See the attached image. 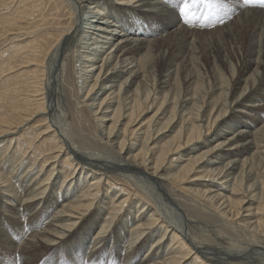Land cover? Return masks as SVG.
I'll list each match as a JSON object with an SVG mask.
<instances>
[{"label":"bare ground","instance_id":"6f19581e","mask_svg":"<svg viewBox=\"0 0 264 264\" xmlns=\"http://www.w3.org/2000/svg\"><path fill=\"white\" fill-rule=\"evenodd\" d=\"M11 1L0 0V9ZM169 1L175 6L158 9L163 0H18L12 11L0 16V29L12 26L31 37L12 47L18 53L16 63L23 60L37 67L28 72L25 88L17 87V91L11 87L13 82L5 83L10 80L5 77V92L0 94V149L8 150L15 141L12 148L21 150L30 137L24 135L26 127L39 121L46 122L37 134H42L39 145L48 152L17 198L0 168V264H109L111 253L130 264H228L221 256L262 255L264 166L259 167L256 160L264 157V8L249 7L246 0H214L217 15L198 20L190 8L184 18L174 17L173 8L180 11L184 0ZM189 1L210 4L209 0ZM107 7L123 13V19L129 13L138 15L146 21L145 28L127 33L107 19ZM206 19L213 21L198 30L197 21L202 24ZM218 19L222 21L216 26L219 29H211ZM22 21L26 26L18 27ZM68 45L75 48L82 64V102L96 115L112 157L82 152L48 121L57 105V100H46L48 87L54 82L51 79L63 73L62 51ZM193 55L203 59L215 81L205 95L190 93V88L181 95L172 87L177 69L189 85L194 83L195 76L186 73ZM150 57L165 62L153 92L146 88ZM220 66L233 74L231 83L226 82L222 68L219 72ZM57 81L52 94L58 98L61 82ZM21 83L17 82L20 87ZM30 92L38 95L34 98ZM84 159L91 160L88 167ZM134 173L153 179L167 201L177 205L188 232L170 228L149 201L138 193L133 199L130 187L115 176L132 180ZM78 181L84 186L73 191ZM200 200L226 226L254 235L252 243L258 245L234 246L196 236L191 224L200 219L192 213ZM8 209L23 214H13L15 227L2 221L11 218ZM26 223L38 227L28 233L21 228ZM83 243L93 263L78 260L73 248ZM192 245L205 250L195 251ZM249 260L236 264H253Z\"/></svg>","mask_w":264,"mask_h":264},{"label":"rangeland","instance_id":"374dc122","mask_svg":"<svg viewBox=\"0 0 264 264\" xmlns=\"http://www.w3.org/2000/svg\"><path fill=\"white\" fill-rule=\"evenodd\" d=\"M13 1L14 0H12L10 2L11 5L9 4V5H6L5 6V7L8 6L9 8L8 7L7 8H5V7L2 8L4 11H2V9H0V16L3 15V14L4 15H7L8 13H6V11L7 12L8 11H12L11 8L12 9L15 8V5H16L15 3H17L18 0H15L14 2ZM155 1L160 2V0L159 1L158 0H155ZM209 1H210V4L204 3L205 5H203L201 3L202 1H198V2H195L193 4L190 3L191 1H189V3H190V7L189 8L191 9V13L192 14L194 13L192 17H195L196 16L198 18V20H200L202 18V16H206L207 17L208 15H210V16L211 15L212 16L217 15V12L215 11L216 9L214 8V6H215L214 0H209ZM163 4H165V5H163ZM166 6L172 7V6H175V4L173 5L169 0H163V3L160 2V4L157 5V8L159 7L161 9H164V8H167ZM200 7H202V8H200ZM6 9H8V10H6ZM173 9H174L175 13L170 12V14L172 13V15L174 17H176V18H179L177 16H180V17L183 16L182 18L185 17V15L180 14V11H177L176 10L177 8L176 9L173 8ZM204 9L206 10V13L207 14L205 13V10ZM1 12H2V14H1ZM106 12H107V16H108L107 19L109 21H113V23L116 22L117 25H119V26L121 25V27H123L124 29L126 28L127 33H129L131 31V29L137 30L138 33L139 32H142V30L146 26V24H145L146 21L144 19L140 18L138 15H135L133 13L127 14L126 19H123V13H118L117 11H112L108 7L106 8ZM84 15H86V17L87 16H92L91 14H87V13L84 14ZM198 16H201V17H198ZM202 19H204V17ZM206 20L202 24L200 23L201 21L200 22L197 21L196 27L200 28L198 30L202 31L201 29H203V27H204L203 24H205V23H211L213 21V19H206ZM224 20H225V22H227V19H224ZM23 22L27 23L26 21H22V23L20 22L17 26L18 27H24V26H26V24L23 23ZM218 22H219V19L214 22L215 25H213V27L211 29H213V30L219 29L216 26L220 27L221 26L220 23L222 21H220L219 23ZM23 24H25V25H23ZM9 27L12 28V26H7V28H5V30H4V27H2L0 29V58H1L0 59V62L3 61V59H4V61L1 62V64H0V69H1L0 71L2 72V73L0 72V85H1L0 87L3 88L4 87L3 84H5V83L11 84L13 82V84H11L12 86L11 85H9V86H11L13 90L17 91V90H20L21 88H25L26 83H27V80H28L27 75H29L28 72L29 71H32L33 68H37V67H35V65H31V66L29 65V66H27V62L26 63H22L23 60L21 62H19V63H16V60L18 58L15 59L14 54L15 55H18V53L16 54L15 51L13 52L12 47H14L15 44L20 43V42H24L25 43V41H27L31 37H29L28 35H26V33H25L26 30H24V31L22 30V32H20L18 30H12ZM13 28H14V26H13ZM114 28L115 27H113V29ZM20 33H21L22 36L21 35L18 36V34H20ZM14 34H15V36H14ZM24 35H25L26 39L23 38ZM13 36L15 37V39H12V38H14ZM16 36H18V37H16ZM17 38H18V40H17ZM64 49L62 51L63 52V55L62 56L65 55L66 57L64 56V59H62L61 62L64 64V66L62 68H64L65 70L62 69V72H63L62 75L60 73V77L62 76L63 79H64V81L62 82V80H61L60 77H57L56 76L57 77L56 78L54 76L55 78L51 79L54 82L51 83V84H49V86H50V87H48L49 94H48L47 99H46L48 101V103L49 102L54 103L57 100V105L59 104L60 106L59 105L58 106L56 105V107L53 109V111L48 114V117H49L48 121L50 123L56 124V126L60 127V129L62 131H64V137L68 135L69 137L68 136L67 137L69 139H71V142L73 143V145L75 144L74 146L77 149L80 148L79 150H81L82 152H84V153H87L88 152L87 154H89V155H92V154H95L96 155L97 153H99V155H102L103 154V155L111 156V154H112V156H114L113 153H112L113 150L107 144L104 143L105 141L102 140L103 139V136H102L103 133H102V130H101V127L99 125V121L97 120L96 115L87 106L88 104H86V103L84 104L82 102L84 100V98L82 96L84 95L83 93L85 91V89L83 90L82 87H84L85 85H84V78H83V74H82L83 73L82 67H80L82 64H80L79 61H77V57H75L77 52H76V50H75V48L73 46H69V45H68V47L65 46ZM16 52H17V50H16ZM10 53L11 54L13 53L12 54L13 55V58H12V55ZM8 56H10L9 59L7 58ZM48 59H49V57L47 58V60ZM9 60H11V62ZM148 61H149V64H148ZM2 63H4V64L2 65ZM235 63L234 62L231 63V64H233L232 65V70L235 71V72H237L235 70L236 69ZM6 64H8V65H6ZM79 64H80V66H79ZM1 65H2V67L3 66L4 67L5 66H8V69H9V67H11V68L9 70L4 71V70H2L3 68L1 67ZM146 65H147V68L149 67L146 70L147 72L145 71L146 72V81H147L146 88L153 92L154 89L157 88L160 70H162L165 67V62L160 61V60H157V59L156 60H153V58L150 57L147 60ZM48 66L52 68L53 61H51V64L49 63ZM51 68H50V70H51ZM221 68L224 71L223 75H224V77L226 79V82L227 83H229V82L231 83L232 82L233 74L231 73V71L230 72L226 71L224 69V67H222V66H220V69H218L219 72H223L221 70ZM175 71H176V69H175ZM177 71H176L177 72V78L173 81V83H172L173 86H172V84H171V86L174 87V88H178L179 91H180V93H181V95H183V93H185L186 90H188L189 88L191 89V92L190 93L196 92V93H198L200 95H205V92L209 88H211V87H213L215 85V81L213 80L212 76L210 75L211 72H210L208 66L205 64V62L203 61V59H199L195 55L192 56V58L190 60V64L188 66V69L186 70V73L187 74H191V75L195 76V78H194L195 81H194V83L192 85H189L190 82H188V81L185 80L183 71L178 70V69H177ZM49 73L51 75V72H49ZM1 74L3 75L2 76L3 78L1 77ZM234 75L236 77L237 74L235 73ZM8 76L10 77V78H8L10 80H7L8 82H5L4 83V80L7 79L5 77H8ZM12 77H14V78L11 79ZM39 77H40L39 79L42 78V73H40V76ZM57 80H59V81H57ZM56 81L57 82H61L60 87H59L60 93H58V98L55 95H54L55 97H53V94H55L56 93V90H57L55 88ZM14 82L16 83L17 86L15 85ZM17 82L19 84H20V82H22L21 83V87H20L19 84H17ZM13 85H15V86H13ZM11 87H9V88L11 89ZM17 87L20 88V89H16ZM2 88H0V94L5 92V89L4 88L2 89ZM18 93H20V91H18ZM23 93H24V91H23ZM30 93H31L30 95L32 97L34 96V98H36L37 92H30ZM51 98L54 99L55 101L53 102V100ZM50 100H52V101H50ZM49 110H51L50 107H48V111ZM45 123L46 122H41L40 123L38 121V122H36V123L33 124L34 126H32V125L29 126L28 125L26 127L29 130H27L24 135L27 138L30 136L28 138L29 141H26L25 140L23 142V143L27 144V145L24 144L26 146V148H24L25 146L22 145L20 147L21 150L20 149L14 150L13 149L14 148V145H15V141H14L13 144L11 145V147H7L8 150H4V148L6 146L3 147V148H1L2 150L0 149V161H1L0 168H1V172H4L5 176H7L8 180L11 182L10 185H12V187H10V188H12L15 191L14 192L15 195H17L16 198L18 197V194H19L18 192L20 191L21 187L22 186H26V185L30 184V182H32L31 181L32 180L31 175L35 172V170L39 169V166L41 165V162L45 158V154L47 155V153H48V152H43L42 145H39L42 142V139H41L42 138V134H41V137L37 136V134H39L40 132H42L40 130H43ZM30 127H32V128L30 129ZM65 133H66V135H65ZM17 135H19V133ZM33 135H34V140H33ZM72 135H74V137ZM263 137H264V134H263L262 138ZM30 138H32V139H30ZM73 140H74V142H73ZM263 140H264V138H263ZM78 141H81L82 143L81 142H78ZM5 142L6 141H4L3 143H5ZM263 144H264V142H263ZM38 145H39V147H38ZM87 147L89 149H87ZM84 148H85V150H84ZM91 151H92V153H91ZM34 153H37L36 156H34L35 155ZM105 153H107V154H105ZM260 158H258L256 160V162H258L257 164H258L259 167H262V166H264V160H263L264 157L262 156ZM86 160H88L89 162L86 161ZM86 160L83 161V162H86V167H88V164L91 163L90 162L91 160L90 159H86ZM49 163H51V160L49 162H47V165H49ZM47 165H45L44 170L47 168L46 167ZM43 172L44 171H42L40 173V176H42V173ZM129 173H131V172H129ZM139 174L140 173H134L133 174L134 177L132 178V180L131 179L130 180H125L126 178L124 179V178H122V177H120L118 175H115V176L119 179V180L117 179V181H119V182L122 181L121 182L122 184L126 185V187L127 186L130 187V189L132 191L131 194H132L133 199H134V197L137 196V193H138L139 195H141L143 197L144 200L149 201L152 204V206H154V208H156L161 213V215L163 216V219L166 220V223L169 224V225H171L170 228H172V227L178 228L179 227L178 229H180L182 231L185 229V231H187V226L185 225L184 219H183L184 217L182 218V216L180 214L181 212H178L177 205H174L170 200L167 201L168 199H166L165 198L166 196L163 194V192L161 193V191L159 190V188H157L158 186L155 183V181H153V179H148L147 180V179L144 178L145 176L143 177V176H141V174L140 175ZM112 176H114V175H112ZM138 176H140L142 178L140 179V178H138ZM138 179H139V181H138ZM148 181L150 183H148ZM82 184H81L80 181H78V184L77 185L75 184L74 185L75 187L73 186V188H72L73 191H75L74 188H76V190H77V188L79 189L80 186H84V183L83 182H82ZM150 184L153 185V187L150 186ZM146 186H148V188ZM154 186H155V188H154ZM118 187H120V185H118ZM149 188L150 189L151 188H154V189L153 190L152 189L150 190ZM153 191H156V193L153 192ZM159 195H161L162 198ZM158 196L160 198H158ZM156 197H157V199H156ZM196 205L201 210L198 209V207H196L195 208V211H193L192 214L193 215H197V218L195 217L197 220H199V219L202 220L203 219V221H204V222H202V221L199 220L195 224L194 223L191 224L193 226L192 227V230L195 232V235L196 236H201V234H202L203 237H205V238H207L209 240H212L213 239V240H216V242L220 241L221 243H224V242L228 241V242L232 243L234 246H236V245L242 246V245L245 244V246H251L252 247L253 244H256L255 246L258 245L257 243H252V242H254L253 240L256 238V237H254V235H253V237H252V234H250V236H249L248 234H246V232H243V231L239 230L240 228L239 229L238 228L236 229V228H233V227L231 228L230 225L226 226L224 222H221V220H219V218L217 217V215L213 214L212 213V210H210V209H212L211 206H209V205H203V202L201 200H200V203H198ZM174 206L176 207V209H174L175 208ZM206 207L207 208L210 207V209H207ZM8 210H7V212L10 213L11 218L9 219L8 217H6L2 221H3V223L4 222L7 223L8 226H10V227H15L14 226L15 225L14 224L15 222H14V218H13L14 215H16L17 217H18V215H20V217L21 216L23 217V214L21 212H18V213L13 212L14 210H11V209H8ZM202 210H204V211H202ZM201 211L203 213H201ZM208 212H209V214L210 213L211 214L210 215L207 214L206 217H204L205 216L204 214H206ZM11 214L12 215L14 214V215L12 216ZM213 215H214V217H216L218 219H213L212 218ZM207 216H208V218H207ZM195 218H193L194 221L196 220ZM213 220L214 221H216V220L218 221L219 220L220 222H217L216 221L214 223ZM210 221H213L212 222L213 224ZM174 222H175V224H174ZM205 222H207L206 223L207 226H206ZM208 222L210 224H208ZM210 225H212V226L214 225V226L211 227ZM28 226H29V228H28ZM37 227H38V225H33V224L26 223L21 228L23 229V231L28 232V233H31ZM26 229H28V230H26ZM209 231H211V232H209ZM219 233H221V234H219ZM223 233L225 235H223ZM209 234L210 235H213V236L210 237ZM216 235H217V237H216ZM248 238H251V240H249ZM234 240H235V242H234ZM85 242L88 245L87 241H85ZM85 246L86 245L83 243L82 245H80V247H76V248L74 247L73 250H75V253L77 254V256L79 255L77 257L78 260L80 259V261H83L82 258H84L86 260H89L90 263H93L94 261L93 262L91 261V258L89 256L90 254H87L86 255V253H85ZM136 246H137V244L135 243V244H133V247L132 248L134 249V248H136ZM192 246L195 248L194 249L195 251H199L200 252V250H203V251L205 250V249L196 250L197 248L194 245H192ZM113 250H115V248H113ZM259 252L260 253H262V252L264 253V250H260ZM263 253H262V255H258V254L253 255V254L250 253L251 255L250 254H249V256L246 255L247 257H245V256L238 257V256H229V255L221 256V257H222V260H224L228 264H229V262H231V264H236L237 263V260L238 261H240V260L241 261H246L247 259L248 260L250 259L249 261L252 262L253 264L254 263L255 264H262L261 262H263L262 260H264V254ZM17 255H19V253H17ZM232 259H234V260H232ZM108 260H109V264H130L129 261L128 262H125L127 259L125 260V259H123V257L122 258L121 257L119 258V257H117L115 255V253H111L110 256H108ZM158 260H162V258H160V259L158 258ZM135 261H137V260L134 258L133 259V262H135ZM256 262H259V263H256Z\"/></svg>","mask_w":264,"mask_h":264},{"label":"snow or ice","instance_id":"6c2138e0","mask_svg":"<svg viewBox=\"0 0 264 264\" xmlns=\"http://www.w3.org/2000/svg\"><path fill=\"white\" fill-rule=\"evenodd\" d=\"M193 2H195V0H193ZM246 2H251V0H246ZM190 4H189V0H184L181 8H180V12L184 13L185 16L187 14V11L189 10Z\"/></svg>","mask_w":264,"mask_h":264}]
</instances>
